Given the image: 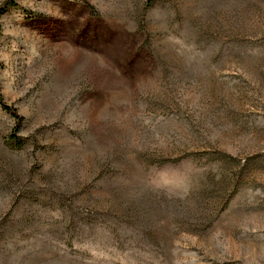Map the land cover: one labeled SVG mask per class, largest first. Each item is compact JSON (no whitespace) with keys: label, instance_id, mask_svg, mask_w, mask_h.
I'll return each instance as SVG.
<instances>
[{"label":"rangeland","instance_id":"1","mask_svg":"<svg viewBox=\"0 0 264 264\" xmlns=\"http://www.w3.org/2000/svg\"><path fill=\"white\" fill-rule=\"evenodd\" d=\"M7 2L0 264H264V0Z\"/></svg>","mask_w":264,"mask_h":264},{"label":"trees","instance_id":"2","mask_svg":"<svg viewBox=\"0 0 264 264\" xmlns=\"http://www.w3.org/2000/svg\"><path fill=\"white\" fill-rule=\"evenodd\" d=\"M7 3H8V4H11V5H14V4H15L14 0H8ZM0 104H1L2 109L8 111V112L14 117V119H15V121H16V123H17V124L14 125V128H15V131L18 130V128H19V126H20V123H21V118L19 117L18 114H16V113H17L16 109H15V108H12L11 106H9V105H7V104H5V103L2 101L1 96H0ZM11 137H12V139L15 140V141H18V140H19L18 137H16L15 133H13V134L11 135Z\"/></svg>","mask_w":264,"mask_h":264}]
</instances>
